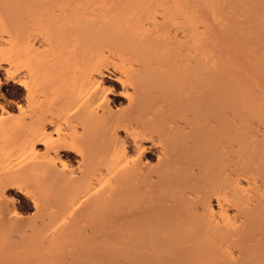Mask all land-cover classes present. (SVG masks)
<instances>
[{"label":"bare ground","instance_id":"6f19581e","mask_svg":"<svg viewBox=\"0 0 264 264\" xmlns=\"http://www.w3.org/2000/svg\"><path fill=\"white\" fill-rule=\"evenodd\" d=\"M207 2H209V1H207ZM209 3L211 6L213 5L211 3V1ZM202 4H204V6H205V3L203 2V0H8L7 3L5 4V9L10 13V16H11L10 23L7 25V27L4 30L0 31V43H3L4 46H6V49H4V51H3L2 47H1L2 52L0 50V52H1L0 53V92H1V89L4 85L11 83L13 86H15L16 88H19L23 91V97H22L21 102H19V103L18 102L17 103H13V102L11 103V102H5V101H4L5 103L0 102V163H1L0 167L2 165V168H0L1 169L0 170V185L3 182H5L9 178V176L12 175V173L14 171H16L15 169L18 166L22 165V167H24L25 163H28V162H30L31 164L35 163L34 165L37 164L42 169L41 170L39 168L40 170H37V171L41 172L43 175L49 176L51 174L54 182H57L60 184H67L71 181L76 182L75 183L76 186L74 189L75 195L73 194L74 197H73V199L70 200L69 205L67 206V210H69V209H74V207L81 205L85 201H88L89 198H91L92 196H95V194H97L100 190H102V189L106 190L105 186H108L110 184V180L112 181V178L113 179L118 178L123 183L124 182L130 183L129 181L133 182L135 180L138 181L139 178L143 179V178H145V176H147L149 173H151L153 171V170H151V169H153V166H150L146 160L143 161L141 159V157L144 156V154H147L150 152H156V154H157L156 155V163L160 164L161 162L164 163L163 160L166 159L167 156H169V152H170L166 147H164L165 149L161 148V150L153 151L154 146L152 147V141L150 140L151 144L150 143L148 144V142H145V140H143L144 138H142V135L144 134V132L141 131L144 128L143 124L147 123V121L150 119V117L152 115L154 116L157 114V113L152 114L154 112L149 110V106L150 105L154 106L153 104H158L157 100H160V99H161L160 102L163 101L162 103H164V102L171 103L172 99H174L172 97L173 95L175 96L178 93L182 94V92L184 90H186V92H188V94L186 93L187 96L189 95V93H190V95H192L191 92H193L195 89L197 90L201 86H204V87L206 86V89H207V87H210L211 90L215 92L217 98H219L220 100H222L221 102H223V105H222L221 102L219 101L222 107L220 106L219 108L214 109L212 114H209L210 116L208 118L206 117L207 119L205 121L202 120V122H204L203 127L206 126V128H208L207 126H211V124H213V123L220 124V130L218 129L220 137L219 138L217 137L218 139H210V140L208 139L207 148L205 147L206 148L205 153L209 152L210 157H211V162H210V166L204 170V172H203L204 176L201 175L205 178H207V177L209 178V177L213 176L212 178H214V180L213 181L211 180L212 183L208 187V190L210 191V193L211 192L212 193L210 195H207V196H211V195L212 196L214 195V196H213V198H211L212 200L210 199L211 201L209 200V197L206 196L208 199V202H207L206 198L205 199L203 198L205 202H201V206H199V208L197 207V208L193 209L194 210L193 212H192V210L191 211L189 210L190 213L187 216L188 211L183 214V211L186 209L185 207L187 206V204L188 203L192 204V202H195L198 199L201 200L200 198L203 196V194L201 193L202 196H200L201 194L196 192V191L194 193H192V192H188V191H183L180 187H177L176 186L177 180H181V179L186 180L188 175L187 174H185V175L180 174L179 175L177 173V170H171L169 167H168V169H170V170H165V173L170 177H174V180H165L162 182V184L164 187V193L165 194H168V195L173 194L179 199V201L177 202L178 205L176 204L177 205L176 209H174V207H173L175 212H172V213H174V214L177 213L176 215L179 214V216L186 217V221L184 223L186 225L183 226V229L180 228V226H179L180 230L182 229L181 230L182 233H180V231L178 229L179 235L181 234L182 236H184V234H185V237H187V239H188V235H189V239L193 238V240H194L195 237L190 238V236H191L190 233H191V234H194L195 236L198 235L199 237H202L203 238V239L201 238L202 240L198 236H197L198 239H196V240L200 239L201 241H203L205 238H207L210 240V241L208 240L209 243L206 241L207 239L204 240L205 242L204 241L202 242L203 243L202 245L207 246L211 243L213 244L214 240H215V242L222 240V238H220L221 240H219V238H217V237L223 236V238H224L225 235L230 233L227 229L228 228H229V230H230V228L234 229L232 226L229 227L231 222L233 221V220H231L232 214H231V211L229 209L231 203L237 202L239 205L238 201H242L240 203V205L242 204L243 206L244 205L246 206L245 201H243L242 199L245 200V199H247V197L246 198H242V197H244V195L245 196L250 195L249 193H248V195L247 194H244L243 196H242V194L240 195V192H242V191L244 192V187L242 188L243 185L240 186V182H238V180L235 181V179L233 177V176H235L234 172H233V170H230L232 153H233V149L235 148L234 147V143H235L234 139H236V138L234 135L237 134L236 132H239V131L234 132V130H233V128H235V127H233V124L235 123V122L233 123V103H234V93H235V86H236V76L235 75L238 74L237 72L239 69H242V70L244 69V71H247V73H248V71L251 73V71L254 69L249 68V67L253 68L251 64L248 65V63H247V61L249 62V58H248V60L244 59V57L247 56V54L245 52L248 53L247 50H249V48L246 47V45H247L246 44L247 41L245 40L246 38H242L243 36H245L244 34L246 32L240 34L241 39L245 40V41H243V43L245 42L244 44H246L245 46H243L244 44L242 43V40L239 39L240 36H237L238 32L235 31L234 27L232 26L233 23L228 24L229 26L230 25L232 26V27L230 26L229 28H232L236 34V35H234V33L231 34L232 32L229 31L231 38H233V37L237 38V40L235 39L236 41H234V42H238L240 40L238 43H242V44H239V45H237V43L233 44L234 39H231L230 44L226 43L225 45L220 46V48L226 47L227 51L229 50L228 52L230 55L228 54V56H229L228 58H230V59L213 60L210 57V55H207L208 54L207 52L206 53L204 52L205 54L200 52V51H203V48H201L202 46L200 47V45H199V44H201V41H199V38H200V35H203V37H204V34H203L204 32L202 31L203 32L202 33L201 29L204 30L203 29L204 26L208 25V27H209L213 24L211 22L212 24L210 23V25H209L210 20L207 21L206 20L207 18L205 19V17H204V16H207V17H209V16L205 12H204V16H202L203 10H201V8H200V5H202ZM207 7H208V5L206 6V9H207ZM209 8L211 10L213 8V12L210 11ZM212 8L209 6L208 12L210 11L213 14L214 11L216 12L217 8H215V7H212ZM214 8H215V10H214ZM234 12H236V11H234ZM214 14H216V13H214ZM201 19H203V20L205 19L204 25L201 24V22H202ZM205 21L208 24L205 25ZM6 24H7V22H6ZM201 25L203 26V28L200 29ZM208 27L206 26L205 28H208ZM261 27L262 26H260L258 28L260 29ZM238 31H240V30H238ZM200 32H201V34H200ZM215 33H213L212 35H218ZM250 33H254V31H252ZM219 34H221V32ZM242 34H243V36H242ZM247 36H248V33H247ZM247 36H245V37H247ZM203 37H201L202 40H203ZM218 37H219V35L216 36V39H218ZM220 40L221 39H219V41ZM216 42H217V45H219L218 40ZM227 42H229V41L227 40ZM181 43H185L186 45L188 44V46H186L185 44H184L185 46L181 45L183 47L184 52H187V49L189 50L190 47L193 50H191V48H190V50H189V52H187V54H185V55L180 54L183 50L180 49L181 51H179L180 52L179 53L174 48V45L179 46ZM189 45H191V46H189ZM217 45H216V47H217ZM232 45H233V49H231ZM235 45H237V46H235ZM240 45L243 46L242 50L240 49V48H242V46L240 47ZM229 46H230V49L227 48ZM234 46L236 49L234 48ZM238 46L240 47L238 49H240L244 53L243 56H240L243 53L241 51L237 50ZM184 47H185L186 51H185ZM197 48H200V50L198 49V51H195V50H197ZM233 50H235L234 53L232 52ZM191 52H193V54H195L196 52L197 53L200 52L202 54L198 53V56H197V53H196L195 54L196 57H194V55L192 57H190L189 55H192V54L188 55V53H191ZM231 52L233 55L231 54ZM238 52H240V53H238ZM237 53L239 54L240 57H243V58L239 59V56ZM203 54L207 55L208 57L204 58ZM236 54H237V57H236ZM181 55H182V57H181ZM209 57H210V59H209ZM245 58H247V57H245ZM251 60L252 59H250V61ZM246 63H247V65H246ZM249 63H251V62H249ZM238 67H240V68H238ZM236 70H237V72H236ZM254 72H252V75L255 78L254 77H252V78H254L255 80L257 79L256 82L257 81L260 82V80L264 79V78H262V77H264V76H262L263 73L260 74L261 71H259L260 72L259 73L256 70L255 74H254ZM257 72H258V74H260L261 77L257 76L258 74L256 75ZM258 77H260V79ZM237 79H239L238 75H237ZM237 81H239V85H240V82H242V81L244 83L246 82V80H243V79H242V81H240V80H237ZM244 83H243V85H244ZM261 83L263 84L262 87L264 88V81L262 80ZM261 83H258V84L262 85ZM139 84H143L144 86L141 85L142 88L143 87H146V88H145V90H143L144 88L142 90L144 92L145 91L147 92V93L145 92L146 94L143 93V94H145L144 96H143V94H141V97H139L135 92L136 88L138 87ZM185 87H188V90ZM114 88H119L120 90L117 92L114 90ZM237 88H239V87H237ZM249 88H251V87L249 86ZM246 90H248V89H246ZM148 91L150 92V94L148 93ZM137 92H139V91H137ZM140 93H142V92H140ZM154 93H159L160 95L157 94L158 95V97H157V95H155ZM250 95L252 96V94H250ZM159 96L161 98H159ZM0 97H1V93H0ZM110 97H112L114 99L115 98H121L122 100L125 101L126 105L124 107H119V108L114 107L115 109H112L110 107L111 106L110 103L113 104L114 99L111 100ZM250 98L252 99V97H250ZM186 99H188V98H186ZM186 99H185V101H187ZM191 99L193 100V98H191ZM255 99H257V98H255ZM154 100H156V102ZM177 100L175 98L174 101H177ZM205 102H207V101H205ZM263 103H264V99H263ZM173 104H175V102ZM217 104H219V103H217ZM176 105L178 106V103ZM183 106L184 105H182L181 107H183ZM134 107L136 109V111L134 110L135 112L133 111V113H135L134 116L136 117L134 123L133 122L129 123V124L123 123V120H122L123 115L129 113L131 108L133 110ZM175 108H176V106H175ZM252 108H254V107H252ZM252 108L250 110H252ZM158 109L160 110V108H158ZM258 109L256 111L257 114L256 115L254 114V115L257 116V118L260 116L258 119L259 120L262 119L264 121V112H263V110H260V109L258 110ZM132 110L130 111V114H131ZM162 110H163V108H162ZM183 110H185V109H183ZM167 111H169V110H167ZM196 111H197V109H196ZM248 111H249V109H248ZM160 113H161V111H160ZM169 113H170V111H169ZM171 113H172V110H171ZM246 113H247V111H246ZM174 115H176V114L174 113ZM161 117H162V115H161ZM185 117H187V116L185 115ZM251 117H252V115H251ZM175 119H176V117H175ZM182 119H183V116H182ZM186 119H188V118H186ZM203 119H205V118H203ZM247 119H249V118H247ZM131 120H133V119H131ZM156 120H157V117H156ZM251 120H252V118H251ZM73 121H76L82 127L89 129V132L94 136L93 139L96 138L95 141L98 140L97 143H100L101 146L98 145L100 147V149H98L97 151H94L93 153L91 152V154H89V156L86 157L82 153L79 152V149L74 148L70 144L71 141H73V138L77 137L76 135L78 134V131L75 128V126L72 125ZM258 121H256V122H258ZM176 122H178V121H176ZM183 123H185V122L183 121ZM251 123H254V122H251ZM75 125L79 126L77 124H75ZM191 125L193 126V124H191ZM168 126H170V125H168ZM174 126H175V124H174ZM211 127H213V126H211ZM260 127H262V126H260ZM168 128H170V127H168ZM162 129H164V128H162ZM210 129L212 130V128H210ZM213 129H214V127H213ZM215 129H216V126H215ZM206 130H208V129H206ZM211 130H209V132H211ZM82 131L84 132V130H82ZM160 131L163 132L165 130H163V131L160 130ZM240 131H245V129L240 130ZM202 132H204V131L202 130ZM234 133H236V134H234ZM79 134H78V136L80 138V136L83 133L81 135H79ZM85 134H87V133H85ZM88 135L89 134H87L86 137ZM172 135H174V134H172ZM83 136H84V134H83ZM169 137H171V136H169ZM262 137H260V138H262ZM139 138H141V139H139ZM149 139H151V138H149ZM175 139H171V141L175 140ZM74 140H76V139H74ZM88 141H89V139H88ZM90 141H91V139H90ZM92 141H94V140H92ZM173 142L175 144L177 143L176 141H173ZM172 143H170V144H172ZM81 144H83L82 141H81ZM85 145H84V147H85ZM96 146H97V144H96ZM262 148H264V145H262ZM166 149L168 150V152H166L167 151ZM200 150H202V149H200ZM200 150H198L199 153H200ZM254 150H255V148L252 151L254 152ZM260 150H261V148H260ZM182 152H183V150H182ZM255 152H257V151H255ZM65 153H72L76 157L75 168H68L67 167L65 161L62 159L63 154H65ZM256 154L257 153H255V155ZM196 157H197V155H196ZM257 157H258L257 155H256V157L253 156V158H256V159H257ZM262 157H263V155H262ZM250 158H251V156H250ZM197 159H199V158H197ZM203 159H205V158H203ZM260 159H261V157H260ZM234 160H235V158H234ZM30 163H28L27 165H31ZM157 164H156V166H157ZM167 165H169V164H167ZM192 166H193V164H192ZM236 166H237V164H236ZM227 167L229 168V170L223 169V168H227ZM163 169H165V168H163ZM200 169H202V168H200ZM39 172H37V173H39ZM175 174H177V175H175ZM151 176H154V175H151ZM187 179H189V178H187ZM247 179H246V181H247ZM152 181H153V179H152ZM45 182H47V181L45 180ZM246 185L249 186V184H247V183H246ZM190 186H191V184H190ZM46 187H47V185H46ZM119 187H120V185H119ZM250 189H251V187H250ZM0 190H1V188H0ZM5 190L7 191L8 189H3L0 191V216L6 215L10 221L21 220L20 219L21 216L19 217L18 213L15 210L14 198H12L9 195H6L4 192ZM10 190L17 193V194L25 196V197L26 196L28 197V194H29L24 189H22L21 187H16V189L15 188L13 189V187H12V189H10ZM131 190H132V192L130 193V196H129V197H131V199L129 198L130 199L129 201L127 200L126 202H123V204L121 205V206H123L124 209L129 208V207H134V208L136 207V209H137V206L140 204V202H142L141 199L144 197V195L146 193L145 189L140 190V189H135V188L131 187ZM147 190H148V188H147ZM208 190L206 192H209ZM66 192H67V190H66ZM107 192H106V194H107ZM109 192H110V190H109ZM122 192L124 193L125 191L123 190ZM206 194H208V193H206ZM35 198H37V197H35ZM171 198L174 199L173 196ZM236 199H238V200L236 201ZM254 199H253V202L255 201L254 204H257V206H259L260 201H259V203L257 201L259 199L258 198H257V200H254ZM55 200H57V199H55ZM165 200H164V202H166ZM261 200H262V198H261ZM33 201H32V203H33ZM90 201H88V202H90ZM198 201H196V202H198ZM66 202L68 203L67 200H66ZM164 202H162V203H164ZM57 204H59V203H57ZM254 204H252V205H254ZM51 205H53V204H51ZM168 205L170 206L169 203H168ZM243 206H242V208H244ZM61 207H62V205H61ZM171 207L172 206H170L169 209L167 208L169 211L165 210V211H162L161 213L160 212L159 213L164 216V215L168 214V212H169L168 215H171L170 214L171 213V210H170ZM33 208L36 211L35 203H33ZM83 208H85V207L83 206ZM142 208H143V206H142ZM91 210H92V212L94 211L93 209H91ZM186 210H188V209H186ZM248 210L252 211L251 213H253V212L257 213L256 209H255V211H253L254 207H252V209L249 208ZM97 211H99V210H97ZM68 213H69V211H68ZM215 213H216V215L218 214V217L220 220H219V223L214 222V224L212 225V223H210V220L213 217H215V216H213V215H215ZM128 215H130V212ZM176 215H174V216H176ZM52 217H54V216H52ZM121 217H123V216H121ZM167 217L168 216H165L166 219H167ZM140 218H142V217H140ZM215 218H214V220H216ZM134 219H135V217H134ZM177 219H178V217H177ZM0 220L2 221V219H0ZM94 220H96V219H94ZM107 220H108V218H107ZM139 220H141V219H139ZM143 220H145L144 217H143ZM183 221H184V219H183ZM103 222H104V220H103ZM144 222L145 221H143L142 224L140 222V224L144 225ZM166 222H167V220H166ZM234 222H236V221H234ZM119 223H121V222H119ZM132 223H134V221ZM140 224H138V225H140ZM179 224H181V223H179ZM179 224H177V225H179ZM95 225H96V223H95ZM124 226H125V224H124ZM130 226H133V225L130 224ZM169 226H170V224H169ZM128 227H129V225H128ZM140 227H142V226H140ZM96 228H98V227H96ZM169 228L165 229V227H164L165 230H169ZM174 228H173V230H174ZM238 228H240V227H238ZM86 229H88V228H86ZM89 229H90V227H89ZM133 229L134 228L132 227L131 230L133 231ZM52 230H53V228H52ZM134 230H136V229H134ZM173 230L170 229V231H172L171 233L175 232ZM50 231L51 230H49V232ZM176 231H177V229H176ZM226 231H227V233H226ZM46 232H48V231H46ZM124 232L125 233L129 232V235L132 236V233L134 234L135 231L132 233L130 231H124ZM186 232H189V233L187 234ZM2 233H3V231H2ZM51 233H49V234H51ZM135 234H136V232H135ZM143 234L145 235V233H143ZM84 235L86 236V234H84ZM96 235H98V234H96ZM102 235L103 234H101V237H102ZM138 235H139V233H138ZM168 235H169V233H168ZM139 236H141V235H139ZM170 236H171V234H170ZM212 236L214 238H216L217 240L212 239L213 238ZM181 237L178 236L175 239L178 240ZM168 238L172 240V237H168ZM181 239H179V240H181ZM200 240L198 242L197 241L196 242L198 244H200L201 243ZM211 240H213V241H211ZM181 241H183V240H181ZM186 242H189V241H185V243ZM206 242H207V244H206ZM155 243L156 242H154V244ZM217 243H216L217 244L216 250L220 249L223 252V253H221V255H223L225 253L224 250H227V249L222 248L221 244L219 242H217ZM161 244H162V242H161ZM211 245L207 248V249H209L208 254L210 255V257H209V255L207 257L209 259L211 257L214 258L213 256H215L217 254L218 255L215 257H219L220 251L218 253H216L215 251H213V249L215 250L216 245L215 244H213L214 246L212 245L214 248H212ZM155 246H157V245H155ZM219 246L221 248H219ZM225 246H228L227 243ZM128 247L131 248L130 245ZM129 248H127V249L129 250ZM132 248H133V246H132ZM201 248H203V247H200V249ZM3 249H5V247ZM133 249H135V247ZM162 249L160 251H162ZM210 249L213 252L212 254H214L213 256L211 255ZM131 250H129V251H131ZM135 250H132V251L135 252ZM186 250H188V249H186ZM189 250H191V249H189ZM129 251H127V252H129ZM174 252H176V251H174ZM137 253L135 254V256L137 255ZM147 253H148V251H147ZM230 253L232 254V252H230ZM148 254H147V256H148ZM132 255H133V253H132ZM138 255H139V253H138ZM168 255H169V253H168ZM183 255H182V257H183ZM191 255H192V253H191ZM225 255L228 256V253L227 254L225 253L224 256ZM149 256L152 257L151 255H149ZM155 256H157V255H155ZM165 256H166V254H165ZM174 256H175V254H174ZM185 256H186V253H185ZM138 257H142V256H138ZM154 258L155 257H153V259ZM163 258H165V257H163ZM186 258H187V256H186ZM186 258L183 257V259H186ZM188 259H189V257H188ZM215 259H220V258H215ZM215 259H214L215 262L219 261V260H215ZM229 259H230V256H229ZM157 260H160L158 258V256H157ZM191 260H192V258L189 259L188 261L191 262ZM164 261H166V260H163V262ZM207 261H210V260L206 259L205 262H207ZM211 261L207 262V264H210ZM168 262H170V260ZM182 262H183V260H182Z\"/></svg>","mask_w":264,"mask_h":264},{"label":"rangeland","instance_id":"374dc122","mask_svg":"<svg viewBox=\"0 0 264 264\" xmlns=\"http://www.w3.org/2000/svg\"><path fill=\"white\" fill-rule=\"evenodd\" d=\"M7 1L6 0L5 1L0 0V4H1L0 5V9H1L0 10V14H1L0 17L1 18L3 17L2 19L0 18L1 19L0 20V31L4 30L7 27V25L10 23V19H11L10 13L5 9V4L7 3ZM207 1H209V2L211 1V3L213 5L211 6L210 3ZM207 1L203 0V2L205 3V6H204V4L200 5L201 10H203L202 16H204V12H205L211 18L210 19L209 17L204 16L205 19L207 18L206 19L207 21L210 20L209 25L211 22L213 24L211 23L212 25L208 27V25H206L208 23L205 21V25L208 28H205L206 26H204V28H203L202 25L200 27V29L203 28L205 30L204 31L201 29V32L202 31L204 32V33L202 32L204 34V37H203V35H200V38H199V41H201V44H199V45H200V47L202 46L201 48H203V51H200V52H202V53L207 52L208 53L207 55H210V57L213 60L230 59V58H228L229 57L228 56L229 50L227 51L226 47L220 48V46L225 45L226 43L230 44L231 39H234L233 42L237 40V38H235L233 36H232L233 38H231V35L229 32V31H231L232 32L231 34L234 33V35H236L234 32V30H235L238 32L239 35L237 34V36H240L239 39L242 40V43L245 40L247 41V43H246L247 45L244 44L245 42L243 43L244 44L243 46L246 45V47L249 48V50L246 49L248 51V53L245 52L247 54V56H245V57H247V58L244 57V59L248 60V58H249V62H251V63H249L248 61H247V63H248V65L251 64L253 67V68H251V67H249V68L254 69L252 71L250 70L251 73L249 71L247 73V71H244V69L243 70L239 69L238 72L236 70V72L238 74L235 75L236 76V86H235L234 103H233V123L235 122L233 124V127H235V128H233V130H234V132L235 131H239V132H236L237 134L234 133V134H236V135H234L236 139H234L235 140V143H234L235 148L233 149V153H232L230 170H233V172H234L235 176H233V177H234L235 181L238 180V182H240V186L243 185L242 188L244 187V192L243 191L240 192V195L241 194H242V196L244 194L248 195V193L250 195H248V196L244 195V197H242V198L247 197V199H248V200L242 199L243 201H245L246 206L245 205L243 206L242 204L240 205V203L242 201H238L239 205L237 202H232L233 204L231 203L229 209H230L231 214H232L231 220H233V221L231 222L229 227L232 226L234 229H232V228H230V230H229V228L227 229L230 233H228L227 235L224 234L225 237L227 236L226 238L225 237L223 238V236L221 237L220 236L221 234L219 235L220 237H217V238H219V240H221L220 238H222V240H221L222 242L221 241H217V242H219L221 244L222 248L227 249V250H224V249L223 250L226 254L228 253V256L227 255L224 256L225 253L223 255H221V253H223V252L220 249L216 250L218 243L215 242V240L214 241L211 240V241H213V244L216 245L215 250L213 249V251H215L216 253H218L220 251L219 257H215L218 254L213 256L214 254H212L213 252L211 249L214 248L213 247L214 245L211 242L210 243L213 246L211 244H209L207 246L202 245L203 244L202 242L207 238H205L203 241H201L203 238L199 237L195 233L200 239L202 238L201 240L199 239L201 243L198 244L197 242L199 240H196V239H198V237L195 236L194 234L190 233V235H191L190 238L195 237L194 240H193V238L189 239V235H188V239H187V237H185V234H184V236H182L181 234L179 235V231H180V233H182L181 230L183 229V226L186 225V224H184L186 221V217L179 216V214L176 215L177 213H175V214L172 213V212H175L174 209H176V207L178 205L177 202L179 201V199L173 194H169V195L165 194L164 193V187L162 184V182L165 180H174V177H170L165 173V170H170V169L171 170H177V173L179 175L180 174L181 175L187 174L188 175L187 178H189V179L186 178V180L185 179L177 180V182H176L177 187H180L183 191H188V192H192V193H194L196 191L200 194L201 193L203 194V196H202V194L200 195V196H202L200 198L201 200H199V199H198L199 201L196 200L198 202L195 201V202H192V204L191 203L187 204V206L185 208L188 210H186L184 208L185 210L183 211V214L188 211L187 216L189 215L191 210L193 212L194 211L193 209H195L197 207L199 208V206H201V202H205L204 201L205 198L207 199V197H209V200H210L214 196V195L213 196L212 195L207 196V195H210L212 193V192L210 193V191L208 190V187L212 183L214 178H212L213 176L209 177V178L203 177L204 176L203 172L206 168H208L210 166V162H211V157H210L209 152L205 153L206 148H207L208 139L209 140L210 139H218L220 137V134L218 131V129L220 130V124H218V123L211 124V126H213L214 129L216 126V129L214 130L213 127H211V126H207L208 128H206V126L203 127L204 122H202V120L205 121L210 116L209 114H212L214 109L219 108L221 106V104L223 105V102H221L222 100L217 98L215 92L212 91L210 87H207V89H206V86L205 87L201 86V87H199V89H197V90L195 89L196 91L194 90L193 92H191L192 95H190V93H189V95L187 96L188 92H186V90H184V91L182 90L183 91L182 94L178 93L179 95L177 94L175 96L174 95L172 96L174 99H172L171 103H166V102L162 103L163 101L160 102L161 99L160 100L156 99L158 104H153L154 106H151V105L149 106V110L154 112L152 114H156V113L157 114L154 116L152 115L150 117V119L147 121V123L143 124L144 128L141 131L144 132V134L142 135V138H144L143 140H145V142H148V144L149 143L151 144V141H152V147L154 146L153 151L161 150V148L166 147L170 152H169V156H167L166 159L163 160L164 163L161 162L160 164L156 163V155H157L156 152H150V153L144 154V156H142L143 158L141 157V159L143 161L146 160L150 166H153V169H151L153 171L151 173H149L147 176H145V178H143V179L139 178L138 181L135 180L133 182L129 181L130 183H128V182L123 183L118 178L117 179L112 178V181L110 180V184L108 183L109 185L107 184L108 186H105L106 190L108 192L106 190L102 189L97 194H95V196H92L91 198H89L88 201L91 200L90 202L85 201L81 205L74 207V209L67 210V206L69 205L70 200L73 199V197L75 195L74 194V189L76 186L75 181H71L67 184H60V183L54 182L51 174L49 176L43 175L41 172L37 171V170H40L41 167L36 164L38 166L37 167L36 165H34L35 163L31 164L30 162H28L31 165H27L28 163H25L24 167H22V165L18 166L15 169L16 171H14L12 173V175L9 176V178L0 185L1 190L8 189L7 190L8 192L6 190L4 192L6 195H9L12 198H14L15 210L18 213L19 217L21 216L20 217L21 220H18V221H10L6 215L0 216V219H2V221L0 220V230H1L0 231V236H1L0 237V254H1L0 255V264H178V263L184 264L186 261H187L186 262L187 264H199V263L200 264H207V262H210L211 260H212L211 261L212 264H264V196H263L264 195V148H262V145H264L263 144L264 143V139H263L264 138V121L262 119L261 120L258 119L260 116L258 118H257V116H255L257 114L256 111L259 107L260 108L262 107L263 109L262 108L261 109L259 108V109L263 110V112H264V103H263L264 88L262 87L263 84L261 83V81L262 80L264 81V79L260 80V82H258V81L256 82L257 79L255 80L254 79L255 77L252 75V72H254V71L256 72V70L258 72L261 71V73L259 72L260 74H262V73L264 74V0H251V1L250 0H214V1L213 0H207ZM207 5H208V7L210 6L211 8L212 7L217 8L216 12L214 11V13H216V14H214V13L212 14L213 8H212V10L209 8L210 11H212V12H210V11L208 12V7L206 9ZM215 8H214V10H215ZM234 11H236V12H234ZM201 20L203 22V23L201 22V24L204 25V20L203 19H201ZM6 22H7V24H6ZM230 23H233L232 26L234 27V30L232 28H229L231 25L229 26L228 24H230ZM260 26H262V27L259 29L258 27H260ZM238 30H240V31H238ZM251 30L254 31V33H250V32H252ZM219 31L221 32V34H219L220 33ZM201 32H200V34H201ZM244 32H246L244 34L245 36H247V33H248L247 37L243 36V34H242V36H243L242 38H246L245 40L241 39V35H240L241 33H244ZM213 33L219 35L218 39H216V36H218V35H212ZM201 37H203V40ZM219 39H221V40L219 41ZM217 40L219 42V45H217V42H216ZM227 40L229 42H227ZM238 42H234L233 44H235V43H237V45L242 44V43H238ZM0 44H1L0 50L2 52V49H3V51H4V49H6V46H4L3 43H0ZM184 44L185 43H181L179 46L174 45V48L179 52V51H181L180 49L183 50V47L181 45L185 46L186 44L185 45ZM216 45H217V47H216ZM237 45H235V46H237ZM186 46H188V44ZM189 46H191V45H189ZM235 46H234V48H235ZM241 46L242 45H240V47ZM243 46H242V48H240L238 46L237 50L241 51L243 49ZM1 47H2V49H1ZM190 48H189V50H190ZM227 48L230 49V46ZM238 48H240L241 50ZM184 49H185V47H184ZM198 49L200 50V48H197V50H195V51H198ZM231 49H233V45L231 46ZM189 50L187 49V52H189ZM191 50H193V49L191 48ZM185 51H186V49H185ZM234 51L235 50H233L232 52L234 53ZM187 52H184V50H183L181 53L180 52L179 53L182 55L183 54L185 55V54H187ZM200 52H198V53L202 54ZM232 52H231V54H232ZM198 53H197V56H198ZM238 53H240V52H238ZM189 54H192V55H189ZM195 54H193V52L188 53V55L190 57H192L193 55H194V57H196ZM237 54H236V57H237ZM182 55H181V57H182ZM207 55H204V58L208 57ZM243 55H244V53L240 56H243ZM238 56H239V54H238ZM240 56H239V59L243 58ZM210 57H209V59H210ZM250 59H252V60L250 61ZM247 63H246V65H247ZM238 68H240V67H238ZM255 72H254V74H255ZM258 72L256 73V75L258 74ZM260 74H258L257 76H260ZM263 74H262V76H264ZM237 75H238L239 79H237ZM252 77H254V78H252ZM260 77H258V78L260 79ZM241 78L243 80H246V82L244 83ZM262 78H264V77H262ZM237 80L242 81L244 83V85L242 82H240V85H241L240 86L239 81H237ZM258 83H261L262 85H260ZM141 85H143V84H139L138 87L136 88V91H135L139 97H141V94L146 92V91L145 92L143 91V90H145L146 87H143L144 88L143 89ZM249 86L251 88H249ZM237 87H239V88H237ZM185 88H187V90H188V87H185ZM246 89H248V90H246ZM114 90L118 92L120 89L114 88ZM137 91H139V92H137ZM140 92H142V93H140ZM0 93H1L0 102L5 101V102H11V103L12 102L13 103H17V102L19 103V102H21L22 97H23V91L19 88H16L15 86H13L11 83L4 85L2 87ZM148 93L150 94L149 91H148ZM145 94H143V96ZM154 94L157 95L159 93H154ZM250 94H252V96ZM157 97H158V95H157ZM185 97L188 99H186ZM248 97L249 98L252 97V99L250 98L251 99L250 100ZM159 98H161V97L159 96ZM175 98H176V100L178 99L180 102L178 100L174 101ZM191 98H193V100ZM255 98H257V99H255ZM110 99L113 100L114 98L110 97ZM185 99L187 101H185ZM156 100H154V101L156 102ZM205 101H207V102H205ZM219 101L221 102V104ZM174 102H175V104H173ZM177 103H178V106L176 105ZM217 103H219V104H217ZM110 105H111L110 107L112 109H115L114 107H117V108L124 107L126 105V103L121 98H115L113 100V104L110 103ZM174 105L176 106V108ZM180 105L181 106L184 105V106L181 107ZM157 107L160 108V110ZM250 107L251 108L254 107V108H252V110H250L251 109ZM162 108H163V110H162ZM182 108L185 110H183ZM170 109L172 110V113H171ZM196 109H197V111H196ZM248 109H249V111H248ZM131 110H132V108H131ZM134 110L136 111L135 107L133 108L131 114L129 111V113L123 115V118H122L123 123H127V124L132 123V122L134 123V121L136 119V117L134 116L135 113H133ZM167 110H169L170 113ZM160 111H161V113H160ZM246 111H247V113H246ZM174 113L176 115H174ZM161 115H162V117H161ZM185 115L187 117H185ZM251 115H252V117H251ZM182 116H183V119H182ZM156 117H157V120H156ZM175 117H176V119H175ZM186 118H188V119H186ZM203 118H205V119H203ZM247 118H249V119H247ZM251 118H252V120H251ZM131 119H133V120H131ZM182 120L185 123H183ZM255 120L256 121L259 120V121L256 122ZM176 121H178V122H176ZM251 122H254V123H251ZM75 124H77L79 126H76ZM174 124H175V126H174ZM191 124H193V126L194 127L196 126V127L194 128ZM72 125L75 126V128L78 131V134L80 133L79 135H81L82 133L84 134L85 137L87 134L90 135V136L88 135L89 137L87 136L88 138L87 137L85 138L82 134L79 138V136L77 134L76 135L77 137H74L73 141H71V143H70L74 148L79 149V152L82 153L86 157L89 156V154H91V152L93 153L94 151H97L98 149H100V147H99V146H101L100 143H97L98 140L95 141L96 138L93 139L94 136L89 132L88 128L82 127L76 121H73ZM168 125H170V126H168ZM260 126H262V127H260ZM159 127L160 128L162 127L164 129H162V128L160 129ZM168 127H170L171 129ZM165 128L166 129L168 128L167 129L168 131ZM210 128H212V130ZM238 128L240 130L245 129V131H240ZM206 129H208V130H206ZM82 130H84V132L87 134H85ZM160 130H162V131L165 130V131H163L164 132L163 133ZM202 130L204 132H202ZM209 130H211V132H209ZM172 134H174V135H172ZM169 136H171L172 138ZM260 137H262V138H260ZM149 138H151V139H149ZM74 139H76V140H74ZM88 139H89V141H88ZM90 139H91V141H90ZM139 139H141V138H139ZM171 139H175V140L171 141ZM92 140H94V141H92ZM81 141L83 144H81ZM173 141H176L177 143L175 144ZM260 142L261 143L263 142V143L261 144ZM95 143L97 144V146ZM170 143H172V144H170ZM84 145H85V147H84ZM254 148H255L254 152L257 151L255 153H257L256 155L259 157V158L257 157V159L253 158V156L256 157L255 153L252 151ZM260 148H261V150H260ZM200 149H202L203 151ZM168 150L166 152H168ZM182 150H183V152H182ZM198 150H200V153ZM261 154L263 155V157ZM196 155H197V157H196ZM250 156H251V158H250ZM260 157H261V159H260ZM197 158H199V159H197ZM203 158H205V159H203ZM234 158H235V160H234ZM62 159L65 161L68 168H75L76 157L72 153L63 154ZM234 162L237 164V166ZM156 164H157V166H156ZM167 164H169V165H167ZM192 164H193V166H192ZM168 167L170 169H168ZM0 168H2V165ZM163 168H165V169H163ZM200 168H202V169H200ZM223 169L229 170L228 167L223 168ZM37 172H39V173H37ZM151 175H154V176H151ZM175 175H177V174H175ZM201 175H203V176H201ZM152 179H153V181H152ZM246 179H247V181H246ZM45 180L47 182H45ZM189 183L191 184V186ZM246 183L249 184V186H247ZM46 185H47V187H46ZM119 185H120V187H119ZM12 187H13V189L14 188L16 189V187H21L27 193H29L28 197L22 196L20 194H17L15 192L11 191L10 189H12ZM131 187L135 188V189H140V190L145 189L146 193H145L144 197L141 199L142 202H140V204L137 206V209H136V207L135 208L129 207V208L124 209L123 206H121V205L123 204V202H126L127 200L129 201L131 199V197H129L130 193L132 192ZM250 187H251V189H250ZM147 188H148V190H147ZM66 190H67V192H66ZM109 190H110V192H109ZM123 190L125 191L124 193L122 192ZM207 190L209 192H206ZM105 191L107 192V194ZM66 193L67 194L69 193V194L67 195ZM206 193H208V194H206ZM258 195L262 198V200ZM170 196L171 197L173 196L174 199L171 198ZM35 197H37V198H35ZM257 198L258 199L260 198V199L257 200ZM55 199H57V200H55ZM65 199L68 201V203L66 202ZM253 199L257 200L258 203L260 201V203H259L260 207L257 206V204H254L255 201L253 202ZM164 200L166 202H164ZM237 200L238 199H236V201ZM32 201H33V203H35L36 211L33 208ZM162 202H164L165 204ZM207 202H208V199H207ZM57 203H59V204H57ZM168 203L170 204V206H172L170 209L171 215H168L169 214V212H168V214L163 216L160 213L162 211H165V210L169 211L168 209L170 206L168 205ZM51 204H53V205H51ZM252 204H254V205H252ZM61 205H62V207H61ZM83 206L85 208H83ZM142 206H143V208H142ZM242 206L244 208H242ZM173 207H174V209H173ZM252 207H254L253 211H255V209H256L257 213H255V212L251 213L252 211L248 210L249 208L252 209ZM91 209H93L94 211L92 212ZM96 209L99 211L101 210V211L99 212ZM68 211H69V213H68ZM128 211L130 212V215H128L129 214ZM120 215L123 217H121ZM174 215H176V216H174ZM52 216H54V217H52ZM165 216H168L167 219L165 218ZM213 216H215L216 218L213 217L210 220V223H212V225L214 224V222L219 223L220 219L218 217V214L216 215V213H215V215H213ZM134 217H135V219H134ZM137 217L139 219H141L142 221L139 220ZM140 217H142V218H140ZM143 217L145 220H143ZM177 217H178V219H177ZM107 218H108V220H107ZM214 218L216 220H214ZM94 219H96V220H94ZM183 219H184V221H183ZM103 220H104V222H103ZM166 220H167V222H166ZM133 221H134V223H132ZM143 221H145L144 225H141L143 223ZM234 221H236V222H234ZM119 222H121V223H119ZM140 222H141V224H140ZM95 223H96V225H95ZM179 223H181V224H179ZM124 224L126 227L124 226ZM130 224L133 226H130ZM138 224H140V225H138ZM169 224H170V226H169ZM177 224H179V225H177ZM128 225H129V227H128ZM140 226H142V227H140ZM171 226L173 228L175 227L174 230ZM179 226H180V228H182L181 230H180ZM89 227H90V229H89ZM96 227H98V228H96ZM132 227L136 230L133 229V231H132L131 230ZM164 227H165V229H168L169 227L170 228H169V230H165ZM238 227H240V228H238ZM52 228H53V230H52ZM86 228H88V229H86ZM170 229L175 231V232L171 233L172 231H170ZM176 229H177V231L179 229V231L177 232ZM49 230H51V231L49 232ZM2 231H3V233H2ZM46 231H48V232H46ZM124 231H130V232L135 231L136 234H135V232H134V234L131 232L132 233V236H131V235H129V232L125 233ZM167 232L169 233V235ZM49 233H51V234H49ZM138 233L141 236H139ZM143 233H145V235ZM186 233L188 234L189 232H186ZM226 233H227V231H226ZM84 234H86V236ZM96 234H98V235H96ZM101 234H103L104 236L102 235V237H101ZM170 234H171V236H170ZM178 236H180V237L182 236L181 237L182 239L181 238H179V239H181L183 241H181L179 239L178 240L175 239ZM168 237H172V240L169 239ZM212 239H216V238L213 237ZM208 240L209 239H207L206 241L208 242ZM160 241L162 242V244ZM185 241H189V242L185 243ZM154 242H156V243L154 244ZM207 242H206V244H207ZM226 243L228 246H225ZM129 245L131 248L128 247ZM131 245L133 246V248L135 247L136 250L133 249ZM155 245H157V246H155ZM210 245L212 246V248L210 247L211 248L210 249L211 255L214 258L211 257L209 259L207 257L209 255L208 254L209 249H207V248ZM199 246L203 247V248L200 249ZM4 247H5V249H3ZM221 247L219 246V248H221ZM127 248H129V250H131V249L135 250V252H133L132 250L129 251ZM161 249L163 252L160 251ZM186 249H188V250H186ZM189 249H191V250H189ZM127 251H129V252H127ZM136 251L137 252L139 251L138 252L139 255ZM147 251L149 254L147 253ZM174 251H176V252H174ZM167 252L169 253L170 256L168 255ZM230 252H232V254ZM132 253L134 256L132 255ZM136 253H137V255L135 256ZM185 253H186L187 258L185 256ZM191 253H192V255H191ZM147 254H148V256H147ZM154 254L157 255L160 260H157V256H155ZM165 254H166V256H165ZM174 254H175V256H174ZM149 255H151L152 257H150ZM182 255L186 259H183ZM138 256H142L143 258L138 257ZM229 256H230V259H229ZM153 257H155V258L153 259ZM163 257H165V258H163ZM188 257H189V259L192 258V260H191L192 263L188 261L189 260ZM209 257H210V255H209ZM205 258L207 260H210V261L205 262V260H206ZM215 258H220V259H215ZM181 259L183 260V262ZM214 259L219 260V261L215 262ZM163 260H166V261H164L165 263L163 262ZM169 260H170V262H168Z\"/></svg>","mask_w":264,"mask_h":264}]
</instances>
